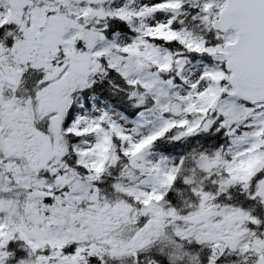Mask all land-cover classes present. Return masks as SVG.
<instances>
[{
  "label": "snow or ice",
  "instance_id": "6c2138e0",
  "mask_svg": "<svg viewBox=\"0 0 264 264\" xmlns=\"http://www.w3.org/2000/svg\"><path fill=\"white\" fill-rule=\"evenodd\" d=\"M0 264H264V0H0Z\"/></svg>",
  "mask_w": 264,
  "mask_h": 264
}]
</instances>
